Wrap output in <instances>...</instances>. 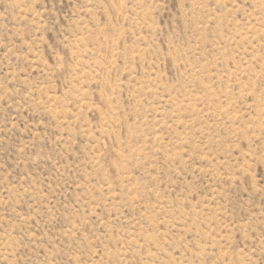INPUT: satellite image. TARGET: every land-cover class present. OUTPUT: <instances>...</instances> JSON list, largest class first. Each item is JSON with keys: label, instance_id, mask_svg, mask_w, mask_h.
<instances>
[{"label": "rangeland", "instance_id": "obj_1", "mask_svg": "<svg viewBox=\"0 0 264 264\" xmlns=\"http://www.w3.org/2000/svg\"><path fill=\"white\" fill-rule=\"evenodd\" d=\"M0 264H264V0H0Z\"/></svg>", "mask_w": 264, "mask_h": 264}]
</instances>
